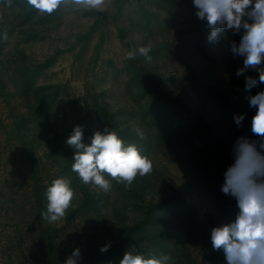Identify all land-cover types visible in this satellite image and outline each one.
<instances>
[{"label":"rangeland","instance_id":"rangeland-1","mask_svg":"<svg viewBox=\"0 0 264 264\" xmlns=\"http://www.w3.org/2000/svg\"><path fill=\"white\" fill-rule=\"evenodd\" d=\"M207 33L191 0H62L51 14L0 0V264H64L75 248L77 264H119L133 246L170 264H224L210 228L235 211L223 171L238 136L258 139L247 97L264 84L245 88L254 69L237 75L240 34ZM140 46L151 60L127 58ZM77 124L85 140L114 129L152 171L128 187L108 177V191L84 184L65 143ZM58 176L75 195L50 223L40 213Z\"/></svg>","mask_w":264,"mask_h":264},{"label":"clouds","instance_id":"clouds-1","mask_svg":"<svg viewBox=\"0 0 264 264\" xmlns=\"http://www.w3.org/2000/svg\"><path fill=\"white\" fill-rule=\"evenodd\" d=\"M85 8H99L103 0H75ZM29 7L51 14L62 0H27ZM196 17L208 29L207 41L218 42L228 29L240 34L239 42H233L231 51L243 59V67L237 70L242 75L254 69L258 77H246L245 88L264 84V0H191ZM151 49L140 46L127 53L134 59L137 52L151 60ZM251 116V132L258 139L241 135L231 148V163L223 171L220 191L235 201L232 216L220 220L210 228L209 239L213 251L221 252L224 264H264V89L247 97ZM234 122L241 126L244 115H234ZM138 134L142 135L139 132ZM65 143L74 149L71 170L84 184H93L108 191L111 180L125 187L134 179L152 171V161L135 143H126L109 126L95 130L85 140L84 127L74 125ZM75 190L71 180L58 176L45 189L46 211L40 215L50 223L65 216ZM111 242L100 249L105 252ZM123 254L119 264H170L168 255L146 256L135 246ZM80 249H73L64 264H77Z\"/></svg>","mask_w":264,"mask_h":264}]
</instances>
